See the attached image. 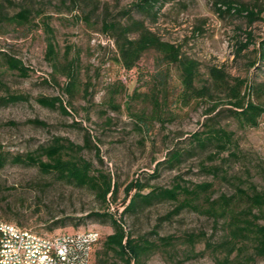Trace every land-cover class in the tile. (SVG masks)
<instances>
[{
  "label": "rangeland",
  "instance_id": "rangeland-1",
  "mask_svg": "<svg viewBox=\"0 0 264 264\" xmlns=\"http://www.w3.org/2000/svg\"><path fill=\"white\" fill-rule=\"evenodd\" d=\"M136 1L0 0V97L25 98L0 107V154L10 159L40 153L54 138H63L83 147L81 155L92 164V174L109 176L118 187L115 201L105 205L88 188L56 181L35 167L7 162L0 169V222L44 235L96 233L100 242L94 247L91 264H95L101 241L113 232L109 220L91 214L109 211L117 217L135 193L133 189L125 196L124 191L134 180L163 188L176 183L190 187L211 183L213 198L230 195L238 184L264 191V114L257 127L242 128L226 111L229 105L224 94L184 104L179 97L178 68L167 66L155 50L145 52L131 71L117 63L113 40L102 31V22L118 17ZM221 1L225 0H165L155 21L148 14H132L161 40L180 46L184 56L198 62V88L209 84L208 69L214 66L230 79L244 80L245 93L247 86L254 88L249 99L264 104V60H258L257 51L264 41V11L261 21L247 26L242 16L219 12L216 8ZM230 1L264 9V0ZM21 9L31 12L30 23L17 26L5 20ZM46 23L53 31L60 61L63 63L67 55L78 66L80 88L71 98L61 91L65 77L54 74L45 57L50 36ZM248 31L253 43L238 56L236 47L245 41L244 32ZM7 57L20 60L28 68L27 77L9 70ZM151 93H157L160 102L155 113ZM41 96H58L69 102L71 115L38 105L36 98ZM214 103L217 108L213 114L222 111L216 124L233 133L234 142L219 154L211 146L200 149L190 143L191 135L202 132L208 117L213 116L207 111ZM140 116L145 117V123L138 121ZM35 119L45 126L28 122ZM174 151L181 157L170 165L167 159ZM42 160L46 158L42 156ZM175 206V202L165 201L125 214L126 231L133 237H173L175 246L170 255L154 253L144 264H178L186 255L187 234H203L213 241L222 236L221 222L216 224L190 210L165 219ZM202 249L203 244L196 243L195 251ZM181 264L214 263L205 254ZM249 264H264V258Z\"/></svg>",
  "mask_w": 264,
  "mask_h": 264
},
{
  "label": "trees",
  "instance_id": "trees-1",
  "mask_svg": "<svg viewBox=\"0 0 264 264\" xmlns=\"http://www.w3.org/2000/svg\"><path fill=\"white\" fill-rule=\"evenodd\" d=\"M164 2L165 0H137L129 8L121 10L118 17L112 19L108 17L103 20L102 31L109 34L113 40L117 63L125 71H131L145 52L155 50L167 66L174 65L178 68L181 85L179 97L184 104L191 99L204 97L212 99L215 93L224 94L227 99L226 103L229 105L226 111L239 126L242 128L257 127L259 119L264 114V104L249 99V93L252 92L253 87L247 86L245 93L243 88H246L247 84L244 80L230 79L224 70L212 66L208 69L209 84L198 88L195 84L198 62L184 56L180 46L161 40L149 30L143 20L136 19L132 14L133 11L148 14L155 21ZM216 9L221 13L242 16L247 26L261 21L260 15L264 11L259 6L249 7L247 4H236L230 0L219 2ZM30 19L31 12L28 9H21L5 18L7 22L17 26L27 25L31 22ZM44 26L50 34L46 39L45 57L50 62L52 72L65 77L66 82L61 91L71 98L80 88L78 66L75 60H69L67 55L63 63L60 61L53 42V31L47 23ZM244 35L245 41L238 43L235 50L238 56L253 43L251 32H244ZM257 51L258 60H264V41L260 42ZM6 63L9 70L18 72L22 77H27L28 68L20 60L7 57ZM52 79L55 81L54 78ZM24 100L25 98L19 95L0 97V107ZM36 103L45 108L58 109L63 115H71L68 111V107H71L70 103L63 101L61 97L41 96L36 98ZM150 103L154 113L160 109L157 93L150 94ZM216 108L217 104L214 103L207 114H213ZM221 112L208 117V123L205 124L202 132L191 135L190 143L194 148L204 149L206 146H211L219 154L228 151L234 144L233 133L216 124ZM138 121L145 123V117L140 116ZM28 122L45 126L44 122L36 119ZM93 148L98 153L97 147L93 146ZM82 150L83 147L80 145L63 138H54L51 144L40 148V153L16 155L10 159L5 154H0V169L7 162L35 167L41 174L52 175L56 181L90 189L105 205L114 202L118 191L117 185L109 176L101 173L98 176L92 174V164L81 155ZM42 156L46 158L45 161L42 160ZM180 157L181 153L174 151L167 161L173 165L179 162ZM213 171L218 172L217 168ZM146 187L149 186L137 180L125 187V196L129 195L133 189L135 193L117 217L109 211L91 214L96 218L109 220L113 228V232L101 241L100 250L95 256V264H144L154 253L170 255L169 250L175 246L172 236L158 237L156 240H149L144 236L133 237L130 232L126 231L124 222L126 213H136L138 210L165 201L176 203L175 208L164 217L165 219L183 210H190L212 219L216 224L219 222L222 224L223 234L215 241L206 238L203 234H187L185 236L187 248L184 252L186 255L178 264L205 254L210 255L214 264H249L256 258H264V191L257 190L253 185L244 187L238 184L234 186L230 195L220 194L213 198L210 192L211 183L194 184L191 187L176 183L171 188L149 187L148 192L142 193ZM53 225H57V222ZM99 239L96 244L100 242ZM198 242L203 244V249L196 252L195 245Z\"/></svg>",
  "mask_w": 264,
  "mask_h": 264
},
{
  "label": "built area",
  "instance_id": "built-area-1",
  "mask_svg": "<svg viewBox=\"0 0 264 264\" xmlns=\"http://www.w3.org/2000/svg\"><path fill=\"white\" fill-rule=\"evenodd\" d=\"M98 239L93 232L44 235L0 222V264H90Z\"/></svg>",
  "mask_w": 264,
  "mask_h": 264
}]
</instances>
